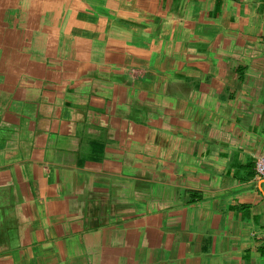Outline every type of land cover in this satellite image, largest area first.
<instances>
[{"label": "crops", "instance_id": "1", "mask_svg": "<svg viewBox=\"0 0 264 264\" xmlns=\"http://www.w3.org/2000/svg\"><path fill=\"white\" fill-rule=\"evenodd\" d=\"M264 0H0V264H264Z\"/></svg>", "mask_w": 264, "mask_h": 264}, {"label": "built area", "instance_id": "2", "mask_svg": "<svg viewBox=\"0 0 264 264\" xmlns=\"http://www.w3.org/2000/svg\"><path fill=\"white\" fill-rule=\"evenodd\" d=\"M255 169L259 176L264 177V156L256 160Z\"/></svg>", "mask_w": 264, "mask_h": 264}]
</instances>
